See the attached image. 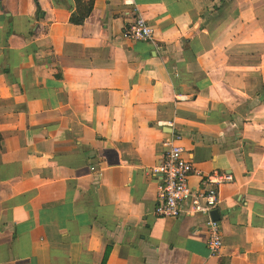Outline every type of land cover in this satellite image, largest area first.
I'll return each instance as SVG.
<instances>
[{"label":"crops","instance_id":"0c3cea01","mask_svg":"<svg viewBox=\"0 0 264 264\" xmlns=\"http://www.w3.org/2000/svg\"><path fill=\"white\" fill-rule=\"evenodd\" d=\"M134 2L152 41L120 0H0V264H264V0ZM170 132L230 177L216 255L153 213Z\"/></svg>","mask_w":264,"mask_h":264},{"label":"built area","instance_id":"2783aa9c","mask_svg":"<svg viewBox=\"0 0 264 264\" xmlns=\"http://www.w3.org/2000/svg\"><path fill=\"white\" fill-rule=\"evenodd\" d=\"M131 20L122 28L121 36L128 40L152 41V29L137 11L134 0H120ZM181 136L170 132L160 141L162 151L159 162L147 171L156 177V201L153 213L160 217L179 215L204 217L206 227L205 245L211 255H216L222 246L218 222L209 213L218 203L217 188L230 179L227 174L199 176L195 186L188 184L193 172L190 160L179 144ZM93 166L89 170H93Z\"/></svg>","mask_w":264,"mask_h":264},{"label":"trees","instance_id":"16d2710c","mask_svg":"<svg viewBox=\"0 0 264 264\" xmlns=\"http://www.w3.org/2000/svg\"><path fill=\"white\" fill-rule=\"evenodd\" d=\"M75 4H79L80 0H74ZM91 1L92 0H86V2L84 4H82L80 6V8L75 9V12L71 14V16L69 17V21L75 24H78L80 22H82L83 18L87 15V13L90 10L91 7Z\"/></svg>","mask_w":264,"mask_h":264},{"label":"water","instance_id":"95a60500","mask_svg":"<svg viewBox=\"0 0 264 264\" xmlns=\"http://www.w3.org/2000/svg\"><path fill=\"white\" fill-rule=\"evenodd\" d=\"M216 214H217V210L216 209H212L209 213L210 217L215 219L216 218Z\"/></svg>","mask_w":264,"mask_h":264}]
</instances>
